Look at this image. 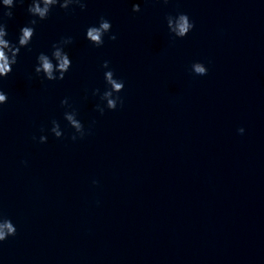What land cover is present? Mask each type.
Returning <instances> with one entry per match:
<instances>
[{
	"label": "clouds",
	"instance_id": "9594fccd",
	"mask_svg": "<svg viewBox=\"0 0 264 264\" xmlns=\"http://www.w3.org/2000/svg\"><path fill=\"white\" fill-rule=\"evenodd\" d=\"M164 4H167L169 0H162ZM25 0H0V78L7 77L13 70L12 66L17 64V58L22 48H26L31 51L29 47L32 39L35 35V25L39 21L46 20L54 7H59L64 10H68L72 6L79 7L82 11L87 8V0H30L27 7L28 14L33 17L29 20L28 24L20 29V34L16 43H12L6 37L8 36L7 23L5 18L12 19L14 16L13 9L17 4L23 5ZM140 5L134 4L132 11L139 12ZM167 27L170 33L175 38H184L194 28V22L190 20L189 16L185 13H179L176 16L168 15L166 17ZM112 29L111 22L101 17L98 25L89 26L86 29V39L94 46L100 47L104 44V37L110 33ZM108 39L115 40L116 36L109 35ZM73 42L71 37L62 38L59 42L52 45L51 55L41 52L37 55L36 66L34 71L37 75L43 74L44 79L48 81L63 80L65 74L71 68L72 61L64 51L65 46ZM103 68L109 69V62L104 61ZM191 71L196 76L207 75L208 69L203 63L195 62L191 65ZM104 79L108 88L100 94L99 89L93 90V95L100 94V99L105 101L106 104L102 107L100 104L96 105V111L101 115L104 114L105 107L109 110H116L118 104L122 106L123 100L118 95L124 90V82L116 78L112 70H107L104 73ZM8 102V96L5 92L0 90V105H4ZM61 106L71 108L67 98L61 101ZM64 119L68 122L69 126L74 129V133L71 136L73 141L77 138H83L85 135L90 134V129L85 130L83 123L77 119V112L75 109L72 111L64 112ZM95 123V121H93ZM52 127L50 132L56 137L61 138L63 131L60 124L55 119L51 121ZM43 131V129L41 130ZM244 128L238 129L240 134L244 133ZM35 140L36 137H33ZM48 137L41 135L39 137L40 143H46ZM26 163V162H25ZM97 181H93V184ZM17 232L16 226L13 222L4 217L0 213V242L5 241L10 236H15Z\"/></svg>",
	"mask_w": 264,
	"mask_h": 264
}]
</instances>
